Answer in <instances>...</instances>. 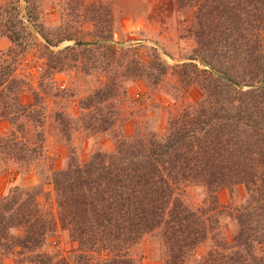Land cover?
I'll return each mask as SVG.
<instances>
[{
  "label": "trees",
  "instance_id": "1",
  "mask_svg": "<svg viewBox=\"0 0 264 264\" xmlns=\"http://www.w3.org/2000/svg\"><path fill=\"white\" fill-rule=\"evenodd\" d=\"M46 1L0 0V39L10 42L0 54L1 173L40 166L52 116L66 142L111 134L115 148L87 159L72 151L64 168L39 171L50 192L15 187L0 199V264L10 256L16 264H133L130 252L147 237L161 241L164 264H264V0H176L179 12L191 15L195 48L190 62L174 66L155 48L145 59L140 46L112 44L110 2L58 0L61 24L52 27ZM81 18L93 23L91 44L83 43ZM65 41L76 44L54 50ZM73 71L99 79L76 116L60 106L74 93L55 80ZM168 78H175L167 84L176 102L192 88L201 99L172 115L162 136L142 126L117 134L131 101L127 82L158 89ZM51 102L61 110L50 111ZM239 185L246 203L224 207L219 192ZM192 188L204 192L195 206L185 199ZM226 217L236 224L233 235ZM60 232L68 234L73 259L50 249ZM202 245L208 250L201 255Z\"/></svg>",
  "mask_w": 264,
  "mask_h": 264
},
{
  "label": "rangeland",
  "instance_id": "2",
  "mask_svg": "<svg viewBox=\"0 0 264 264\" xmlns=\"http://www.w3.org/2000/svg\"><path fill=\"white\" fill-rule=\"evenodd\" d=\"M113 5V14L117 27L114 33V45L137 47L140 46L139 54L142 58H147L151 48L157 49L163 60L171 65L182 64L189 61V57L193 55L195 42L189 36L187 27L191 24V15H182L178 10L176 0H105ZM58 0H47L44 8L47 24L52 27L60 26L61 14L58 11ZM61 5V3H60ZM79 23L80 35H84L83 43L91 44L93 31V23L83 21L81 18ZM75 41H65L54 50L63 47L75 45ZM10 46V42L6 38L0 39V54L6 52ZM36 51H33V54ZM39 52V51H38ZM31 56V55H30ZM30 64L33 60L29 57ZM200 69H209L201 60L193 61ZM22 69V68H21ZM175 78H168L161 83L158 89H152L144 81L127 82V86L131 93V101L124 108L125 124L118 127L116 132L119 135H133L138 127H144L147 131L153 132L158 136H162L166 132L169 118L181 111V108L188 103H196L202 97V92L198 88H192L185 97L177 102L169 95L170 83L175 82ZM55 80L61 89H70L74 93V97L66 102H61L60 106L70 116L79 114L78 102L85 96L91 94L99 86L97 76H77L73 72H63L56 75ZM169 83V84H167ZM249 87L245 86L244 89ZM31 92L23 95L24 103H31ZM133 101V102H132ZM135 101V102H134ZM55 107L51 102L49 109L61 110ZM55 107V108H54ZM10 126L8 123L1 124L3 132L8 131ZM46 130V146L47 158L42 160L40 166L32 169L28 173L18 171L17 173L2 174L0 169V199L9 194L15 187L42 188L44 192H50L51 188L43 185L39 171L46 175L48 169L53 164L55 169L64 168L70 153L72 151L82 159H87L95 150L102 149L112 151L115 148V140L111 134L97 135L92 138L83 137L84 135H75L73 140L68 143L57 133V124L54 117H49L45 126ZM14 171V170H13ZM219 199L224 207L235 209V207L243 206L247 201V190L244 185H239L233 190L223 189L219 192ZM204 198V192L201 188H192L185 195V199L190 205H197ZM41 203L46 202V198L39 196ZM225 231L229 235H233L236 231V224L231 221L230 217H226L222 221ZM50 247L54 253H63L69 259L74 258L73 246L70 244L68 234L60 232L58 238L51 241ZM208 250L207 245H202L198 252L202 255ZM130 258L133 264H164L165 256L161 241L154 237L145 238L137 247L130 252ZM98 255L95 256V259ZM108 258L107 254L102 255V259ZM101 259V260H102ZM5 264H16L15 258L10 256L5 259Z\"/></svg>",
  "mask_w": 264,
  "mask_h": 264
}]
</instances>
